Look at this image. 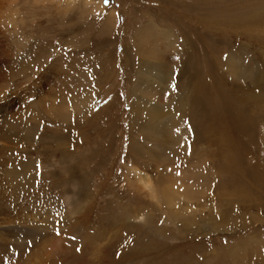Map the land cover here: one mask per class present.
Wrapping results in <instances>:
<instances>
[{
	"label": "rangeland",
	"instance_id": "obj_1",
	"mask_svg": "<svg viewBox=\"0 0 264 264\" xmlns=\"http://www.w3.org/2000/svg\"><path fill=\"white\" fill-rule=\"evenodd\" d=\"M0 208L28 262L264 264V0H0Z\"/></svg>",
	"mask_w": 264,
	"mask_h": 264
},
{
	"label": "bare ground",
	"instance_id": "obj_2",
	"mask_svg": "<svg viewBox=\"0 0 264 264\" xmlns=\"http://www.w3.org/2000/svg\"><path fill=\"white\" fill-rule=\"evenodd\" d=\"M109 26V25H108ZM140 37V36H139ZM143 42V40L141 41V43ZM152 48V47H151ZM147 51V52H146ZM145 54H147L149 56V54L153 53H157L155 52L154 49H146ZM155 52V53H154ZM157 55V54H155ZM149 57H152V56H149ZM237 57V56H236ZM157 60V59H156ZM149 61H151L149 59ZM246 61H244V57L241 56L240 59H237L233 56L230 57V60H229V64H230V67L232 68V71L233 73L236 71L238 76H240L241 78H244V80H248V85L247 86H252L254 89L256 87H258V69L256 68V66L252 63H245ZM142 63V62H141ZM146 64V65H145ZM142 63V67H150V69H160V70H163L164 66L161 64V59L158 60V64H153V63H148V61H146V63ZM167 69V68H164V70ZM144 72V71H143ZM144 77L142 76L140 78V82L143 83L144 81ZM203 85V84H202ZM246 86V87H247ZM245 91V90H244ZM251 91V90H250ZM244 94V93H243ZM245 98H248L249 97V94H244ZM253 98V97H252ZM255 98V97H254ZM250 100V99H249ZM151 112H152V115L154 116L155 120H158L160 121L159 119H165L166 118V114L164 113V111H162L161 107H158L157 105H153L151 106ZM222 113H218L216 111V114L215 116L218 118V125H222L223 126V123H222ZM229 116H232V114H230ZM234 117H236L234 115ZM13 119V118H12ZM15 119V118H14ZM216 121V119H215ZM238 122V119H234V122ZM215 123V122H214ZM23 124V123H22ZM237 124V123H235ZM234 124V126H235ZM25 125V124H24ZM227 126V125H226ZM225 126V128H226ZM12 127V126H10ZM24 128V127H23ZM222 129V128H221ZM20 130V129H19ZM18 128H11V132L7 131V133L3 134V137H1V140L6 142V143H9V142H12L13 140H18L20 134H16L18 133L17 131H19ZM228 131V130H227ZM22 133V132H21ZM27 134V133H26ZM22 135V134H21ZM204 138V137H203ZM12 173V172H11ZM144 176V175H143ZM147 178L146 176L144 177H141V178H138V181H140L141 184L145 185V183H148L147 181ZM145 188H148L150 189V192L152 190V187L148 184L145 186ZM163 191L161 189H157L159 191V194L161 196H165L166 200L169 198L168 196H171L169 190L171 191V187H163L162 188ZM156 189L153 190L152 193V197L155 195L154 192L157 191ZM162 191V192H161ZM168 191V192H167ZM172 192V191H171ZM159 194H158V197H159ZM177 194V193H176ZM160 196V197H161ZM173 197V196H172ZM171 197V198H172ZM162 198V197H161ZM164 198V197H163ZM170 199V198H169ZM169 201V200H167ZM3 207V206H2ZM12 218H9V214L7 212V209L6 208H0V264H46L45 260L41 257H37L39 258L38 260L34 261L32 260L31 262H28L27 258L25 257L24 258V252L21 251V246L20 247H17V248H20V249H16V250H11L9 251L10 249V246L13 245L11 244L7 237H6V232L8 230H10L12 227H11V224L12 221H11ZM20 245V244H19ZM17 245V246H19ZM24 245V244H23ZM38 245V244H37ZM50 245V244H49ZM57 245V247H61L62 249H65L64 246H65V241L63 238H60L58 239L57 241V244H54L49 247V252H52V250L54 249V247ZM27 247V246H26ZM44 247V246H43ZM9 249V250H8ZM24 249H27V248H24ZM29 249V248H28ZM6 251L10 252L8 253L6 256H3L5 255ZM13 251V252H12ZM19 252V253H18ZM42 253V252H41ZM40 253V254H41ZM47 253V252H46ZM45 253V254H46ZM2 254V255H1ZM39 254V255H40ZM42 255V254H41ZM34 259V258H33Z\"/></svg>",
	"mask_w": 264,
	"mask_h": 264
}]
</instances>
